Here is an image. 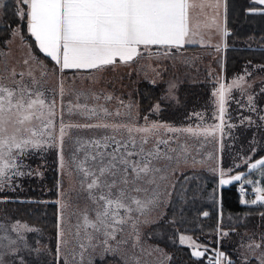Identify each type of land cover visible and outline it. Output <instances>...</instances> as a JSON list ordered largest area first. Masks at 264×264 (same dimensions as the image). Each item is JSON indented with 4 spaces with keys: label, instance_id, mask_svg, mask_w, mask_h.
I'll return each mask as SVG.
<instances>
[{
    "label": "rangeland",
    "instance_id": "obj_1",
    "mask_svg": "<svg viewBox=\"0 0 264 264\" xmlns=\"http://www.w3.org/2000/svg\"><path fill=\"white\" fill-rule=\"evenodd\" d=\"M189 2L195 6L190 9L191 34L188 42H185L184 45H193L199 49L198 51L183 50L180 53H174L175 51L168 53L149 48V50L141 51L140 56L135 57V60L131 62L123 63L120 61L115 65H111V67L83 73V71L76 69L61 71L60 66L56 63V67L50 66L37 58L28 42L21 38L23 36L18 27L13 29L6 47L0 48V83L8 87H15L11 82L13 70L17 73L14 77L15 80L19 81V73H24V81L30 83L31 78L28 73L31 72L37 80L41 81L46 100L49 102L55 101L54 115L51 117L55 127L52 131L53 135L57 137L56 148L59 149L58 138L61 121L65 125L63 155L66 162L71 159L73 152L79 147L77 141L87 145L88 141H103L104 137L110 136H115L117 140H128L130 136L124 127L125 125L146 124L147 122L148 126L137 128H148L151 131L137 132L136 129L132 131L131 136L135 138L137 145L139 146L141 141L147 138L148 142L144 145L146 150H155L159 147L161 154L167 153L172 157L171 160H161L158 164V167H161L163 171L157 174L156 184L145 183L143 187L147 189L146 192L133 193L141 201L154 200L155 203L148 205L143 210V214L140 211L125 213L124 210H120V217L123 218V222L113 224L114 238L106 237L103 232L97 233L89 228L87 231L93 237L91 240L92 246H89V240L85 237L83 229L78 238L74 235L76 229L73 226L77 224L78 220L83 223L81 213L85 210L89 218L95 220L94 209L96 205L89 199L86 188L81 187L80 177L74 166L66 163L65 168L61 169L59 159V171L63 187L60 192L61 230L64 232L63 239L67 241L66 244L61 243L60 237L61 252L59 257L63 263L67 259L68 264H94L96 259L101 260L105 256L114 255L123 264H168L169 254L163 253L162 249L161 252L148 245L143 236L149 225L163 218L179 174L188 168L204 169L218 174L220 181L221 178L230 179L231 176L242 173L229 172L227 174L232 168L230 166L228 170L220 169V151L222 150V138L225 133V128L222 129L221 125L228 127L230 132L231 130L235 132L237 126L242 124L252 127L255 133L263 127L264 122L260 119L263 114L260 111L261 107L254 100V93L258 87L257 83L259 86L261 85L260 82L264 79V74H254L258 71L247 69L229 82H223V77L216 72L215 64H213L216 56L222 58V52L218 50L221 0H219V7H216L217 0H189ZM213 20L215 23H213ZM207 25L208 28L210 26L213 28L212 36H208L210 35L209 32L202 31ZM14 31H18L19 34L13 35ZM205 44L215 50L203 49ZM207 54H210L208 61H206ZM24 61H28V63L25 64ZM125 64H127V69ZM202 64L207 66L206 74L208 76L211 74L215 76L213 78L215 87L213 89L212 86L206 95L211 98L210 107L193 112L192 116L197 117L199 121L192 126H173L166 123L150 122L147 118H141L137 103L129 99L131 95L128 90H125L124 94L117 92V90H120L119 83L126 76L132 74H135L136 79L145 78L151 83H156L161 80L162 73L166 72L169 67H177L178 65L194 67ZM255 66L259 67L258 65ZM221 83L225 85L223 120L220 119L217 97L213 95ZM61 85L64 89L62 96L60 94ZM175 89L176 83L170 78L168 93L171 98L176 96ZM250 96L252 97L251 101L249 100ZM123 98L127 100L124 101ZM199 106H202V102L199 103ZM93 109L95 115L91 114ZM45 113H47V107H45ZM207 113H210V115L208 116ZM47 118V115H45L43 119L46 120ZM105 123L112 126L120 125V127H84V125ZM68 125H72V127H68ZM77 125L80 127H77ZM217 125L220 127L217 128ZM15 128H21V132L17 133L18 136L24 135L27 137L31 133L24 131V129H31L40 133L43 129V121L42 119L33 118L22 126L18 124L9 125V134H12ZM169 129L179 131H169ZM188 129H192L196 134L193 135L192 132L187 131ZM206 130L214 132V135L206 136L204 134ZM42 139H47V136ZM161 140L168 143L157 145V141ZM250 142L244 148H242V144L241 148L236 151L238 159L235 161L244 162L245 159L249 161V156L260 147V142L257 139ZM224 144L225 146L228 145V143ZM87 146L91 149V145ZM229 153L231 155V149H229ZM78 156L82 158L83 152H79ZM261 158H264V153L259 158L249 161L248 164ZM17 163L24 165L22 158ZM20 170L27 172L24 167ZM247 170H249V167ZM221 172L225 173L223 177H221ZM160 176H164L166 179H159ZM9 177L10 181L6 186L13 183L14 176L11 172H9ZM233 182H239V185L241 183V181ZM227 185H220L218 182L219 188ZM69 202L70 206L62 208V205H69ZM133 208H135V205H133ZM109 231H113V229H109ZM32 233L38 234L37 228L26 223L0 221V255L3 256L5 264H11L13 260H22L23 254L31 246L29 236ZM105 239L108 241L107 247H110L113 251H105L106 246L103 244ZM80 243L85 244L84 250L80 249ZM184 243L193 247L192 252L202 251L200 249L201 244L195 243L188 237H185ZM250 245L251 247H249ZM256 245L259 244L252 241L243 245L242 262L255 258L260 263V257L264 256V245H260V247H256ZM81 252L83 253L82 259ZM217 253L214 261L218 258ZM220 259L223 262L227 261L224 256Z\"/></svg>",
    "mask_w": 264,
    "mask_h": 264
},
{
    "label": "trees",
    "instance_id": "obj_2",
    "mask_svg": "<svg viewBox=\"0 0 264 264\" xmlns=\"http://www.w3.org/2000/svg\"><path fill=\"white\" fill-rule=\"evenodd\" d=\"M3 3L5 8L0 9V48L6 47L13 29L18 27L34 55L56 67L55 62L38 49L28 32L27 21L14 15L21 6L16 0H3ZM225 28L228 35L222 58L216 56L213 63L223 82H229L247 69L258 71L254 74H264V6L255 3V0H225ZM157 50L164 52L161 47ZM183 50L196 51L188 46ZM173 51L180 53L179 50ZM209 56L207 54L206 61ZM206 68L204 64L169 67L156 83L145 78L136 79L135 74L125 75L117 92L124 94L128 90L137 103L141 118L173 126H192L199 121L192 116L193 112L210 107L211 98L206 95L212 86L213 89L215 87V76H208ZM170 78L176 83L174 98L168 93ZM260 84L261 87L257 83L254 100L261 107L264 117V79ZM201 102L202 106H199ZM221 128H225V133L220 151V169L228 170L230 166L232 168L227 174L242 172L247 180L254 183L241 181L239 185V182H232L219 188V176L214 172L188 168L179 174L163 218L149 225L143 236L148 245L169 254L168 264H213L216 252L223 253L227 258L223 264H260L255 258L245 262L241 259L246 242L264 245V203L252 204L251 201L256 198L250 195L244 198L239 190L241 185L248 189L264 188V175L261 174L264 166L250 171L244 162L235 160L241 145L242 148L247 147L253 139L260 142V147L249 156V161L264 153V124L257 133L245 124L237 126L235 132H230L226 126L221 125ZM224 143H228V147ZM29 152L31 155L21 158L27 166L24 169L33 174L14 176L13 183L0 190V221H20L38 231V234L29 236L31 246L22 260H13L11 264H22V261L23 264H64L56 251L62 224L60 152L56 147L43 151L29 149ZM204 212L209 215L204 216ZM182 236L201 244L203 255L194 256L193 247L180 242ZM94 264L123 263L113 255L96 259Z\"/></svg>",
    "mask_w": 264,
    "mask_h": 264
},
{
    "label": "snow or ice",
    "instance_id": "obj_3",
    "mask_svg": "<svg viewBox=\"0 0 264 264\" xmlns=\"http://www.w3.org/2000/svg\"><path fill=\"white\" fill-rule=\"evenodd\" d=\"M16 3L21 8L14 15L27 21L28 32L35 38L40 51L55 61L61 71L99 69L103 66L115 65L117 58L127 63L141 54V46L145 49L153 45L182 46L188 42L191 34L190 9L195 6L189 0H16ZM255 3L264 6V0H255ZM216 7H219V0ZM4 8L5 4L3 0H0V9ZM213 23H215L214 20ZM18 34V31L13 32V35ZM224 35H228L227 31ZM24 63L27 64L28 61ZM16 75L17 73L13 70L11 82L15 87L0 83V190H3L10 181L9 172L16 177L33 174L32 171H21V168L27 166L17 163L21 157L31 155L29 149L43 151L46 148L57 147V137L52 131L55 125L51 119L54 115L55 101L46 100L41 81L37 80L31 72L28 73L31 78L30 83L24 81V73H19V81L14 79ZM63 91L61 85V96ZM213 95L217 97L220 119L223 120L225 85L221 83ZM249 100H252L251 96ZM45 107H47V113H45ZM91 114H96L94 109L91 110ZM45 115L48 117L46 120L43 119ZM33 118L43 121V129L40 133L24 129L31 133L30 136H18L17 133L21 132V128H15L14 132L9 134V125L22 126ZM260 119L264 120V117ZM77 127L80 126L77 125ZM84 127L119 128L120 125L112 126L105 123L84 125ZM124 127L130 136L128 140H117L115 136L104 137L103 141H88L87 145H91V149L77 141L79 147L66 162L63 155L66 133L65 125L61 121L58 138L60 167L64 169L66 163L74 166L80 177L81 187L86 188L89 199L96 205L95 220L90 219L85 210L81 213L83 223L78 220L73 226L76 229L74 235L77 238L83 229L85 237L89 240V246H92L93 239L87 231L89 228L97 233L103 232L106 237L114 238L113 224L123 222L120 210H124L125 213L140 211L143 214V210L148 205L155 203L154 200L141 201L133 193L146 192L147 189L143 187L145 183L156 184L157 174L163 171L158 164L161 160L172 159L167 153L161 154L159 147L155 150H146L144 145L148 142L147 138H144L138 146L135 138L131 136L133 129L126 125ZM136 131L148 132L151 129L137 128ZM169 131L179 130L169 129ZM187 131L192 132L193 135L196 134L192 129ZM204 134L214 135V132L206 130ZM45 136L47 139H42ZM167 143L163 140L157 141V145ZM79 152H83L82 158L78 156ZM244 163L251 171L264 166V158L251 164H248V159H245ZM36 174L39 175V173ZM261 174L264 175V171ZM224 175L225 173L221 172V177ZM159 179H166V177L160 176ZM233 181L254 183L252 180H247L243 173L231 176L230 179L221 178L219 183L227 185ZM241 191L243 192V187ZM254 191L257 196L251 203H264V188L257 187ZM68 206L70 202L69 205H62V208ZM203 215L209 214L204 212ZM58 235L61 237V243L66 244L67 241L63 239V230ZM184 241L185 237L182 236L180 242L184 243ZM103 244L106 246V252L113 251L107 247V239L103 241ZM79 247L84 250L85 244L80 243ZM56 251L59 256L61 252L59 244ZM193 255L200 257L203 253L194 251ZM223 256V253L218 252V258L214 264H223L220 259ZM0 264H5L2 255H0ZM64 264H68L67 259ZM260 264H264V256L260 257Z\"/></svg>",
    "mask_w": 264,
    "mask_h": 264
},
{
    "label": "crops",
    "instance_id": "obj_4",
    "mask_svg": "<svg viewBox=\"0 0 264 264\" xmlns=\"http://www.w3.org/2000/svg\"><path fill=\"white\" fill-rule=\"evenodd\" d=\"M218 29H219V38H218V42H219V46H218V50H220L221 52H223L224 51V48H225V44H226V42H225V38H226V35H224V32L226 31V28H225V0H221V15H220V21H219V26H218ZM203 32H209L210 33V35H208V36H212V31H213V28H212V26H210L209 28H208V25L207 26H205V28L202 30ZM33 38V40H35V38L34 37H32ZM37 44V43H36ZM185 44V43H184ZM182 45V46H179V47H168V46H156V45H153V46H149L148 48H147V50H149V48H151L152 50H157V48H162L163 50H164V52H168V53H171V52H173V50H179V51H183V47H185L186 45ZM38 46V45H37ZM188 46V45H187ZM189 48L190 47H194L195 48V50L196 51H198L199 49H197L195 46H193V45H191V46H188ZM38 49H39V47H38ZM203 49H212V50H215L213 47H211V46H209L208 44H205V48H203ZM40 50V49H39ZM143 50H146L143 46H141V49H140V52L141 51H143ZM210 52V51H209ZM43 53V52H42ZM44 54V53H43ZM46 55V54H45ZM47 56V55H46ZM140 56V55H139ZM50 58V57H49ZM137 58V57H136ZM51 59V58H50ZM52 60V59H51ZM133 60H135V58L133 59ZM53 61V60H52ZM55 62V61H54ZM117 62H120L119 61V59L117 58V61H116V63ZM129 62H131V61H129ZM124 63V62H123ZM128 63V62H127ZM126 65L127 64H125V67H126ZM128 65H130V64H128ZM105 67H111V65H109V66H103L102 68H99V69H103V68H105ZM207 67V66H206ZM99 69H76V70H78V71H83V73H88V72H90V71H95V70H99ZM126 69H127V67H126ZM73 70V69H72ZM124 99V101L125 100H127V99H125V98H123ZM129 99H131V100H133V98L132 97H130ZM145 125H147L148 126V122L146 123V124H144V123H141V124H137L136 123V125L135 124H130V125H128L127 127H129V128H132V129H137V127H139V126H141V127H143V126H145Z\"/></svg>",
    "mask_w": 264,
    "mask_h": 264
},
{
    "label": "built area",
    "instance_id": "obj_5",
    "mask_svg": "<svg viewBox=\"0 0 264 264\" xmlns=\"http://www.w3.org/2000/svg\"><path fill=\"white\" fill-rule=\"evenodd\" d=\"M241 187H243V192L241 191ZM240 194L242 197H247L248 195L252 196V197H256L257 193L254 191V189H248L246 186L241 185L240 186V190H239ZM215 262V261H214ZM213 262V264H214Z\"/></svg>",
    "mask_w": 264,
    "mask_h": 264
}]
</instances>
